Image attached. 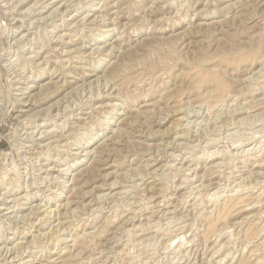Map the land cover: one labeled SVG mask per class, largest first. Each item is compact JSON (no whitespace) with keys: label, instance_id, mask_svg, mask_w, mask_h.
<instances>
[{"label":"rangeland","instance_id":"374dc122","mask_svg":"<svg viewBox=\"0 0 264 264\" xmlns=\"http://www.w3.org/2000/svg\"><path fill=\"white\" fill-rule=\"evenodd\" d=\"M0 38V264H264V0H0Z\"/></svg>","mask_w":264,"mask_h":264},{"label":"bare ground","instance_id":"6f19581e","mask_svg":"<svg viewBox=\"0 0 264 264\" xmlns=\"http://www.w3.org/2000/svg\"><path fill=\"white\" fill-rule=\"evenodd\" d=\"M0 39H1V38H0ZM1 43H3V42H1ZM1 45H2V44H1ZM3 46H4V45H3ZM3 46H2V47H3ZM2 47H1V48H2ZM3 48H4V47H3ZM2 50H3V49H0V51H2ZM0 54H2V53H0Z\"/></svg>","mask_w":264,"mask_h":264}]
</instances>
